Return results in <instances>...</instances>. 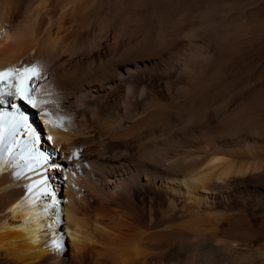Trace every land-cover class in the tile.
Instances as JSON below:
<instances>
[{
  "label": "bare ground",
  "instance_id": "1",
  "mask_svg": "<svg viewBox=\"0 0 264 264\" xmlns=\"http://www.w3.org/2000/svg\"><path fill=\"white\" fill-rule=\"evenodd\" d=\"M192 2L0 0V70L36 64L44 77L38 108L12 98L36 140L22 128L14 154L0 155V264H64L69 251L72 264H264L240 254L255 245L234 237L251 229L231 221L233 189L256 168L234 155L255 148L220 141L245 123L217 130L199 116L206 142L154 128L209 54L180 41ZM213 108L227 114L224 100Z\"/></svg>",
  "mask_w": 264,
  "mask_h": 264
},
{
  "label": "rangeland",
  "instance_id": "2",
  "mask_svg": "<svg viewBox=\"0 0 264 264\" xmlns=\"http://www.w3.org/2000/svg\"><path fill=\"white\" fill-rule=\"evenodd\" d=\"M192 1L196 9L191 11L190 23L180 41L187 51L202 49L201 53L209 51V54L200 58L203 63L194 71L197 78L185 85L188 95V99L183 98L185 104L155 116L158 121L154 128L169 137H184L193 129L206 142L208 135L195 120L199 116L213 117V129L217 130L226 128L229 122L245 123L241 133L224 136L220 141L226 140L231 148L243 145L255 148L249 154L240 150V155L239 151L234 155L237 162H249L256 168L243 176L246 185L237 184L230 199L235 206L231 221L251 229L244 237H234L238 243L255 245L250 251L239 245L240 254L249 258L264 253V0ZM151 19L156 25L152 32L156 39L160 36L158 16L153 13ZM107 29L108 21L102 16L98 30L103 33ZM223 100L227 114L217 118L212 106ZM179 149L182 151L183 147ZM237 198L245 199L246 206ZM252 232L258 235L255 240L251 239ZM72 259L70 251L65 253L64 264H72ZM257 264H261L260 259Z\"/></svg>",
  "mask_w": 264,
  "mask_h": 264
},
{
  "label": "snow or ice",
  "instance_id": "3",
  "mask_svg": "<svg viewBox=\"0 0 264 264\" xmlns=\"http://www.w3.org/2000/svg\"><path fill=\"white\" fill-rule=\"evenodd\" d=\"M43 78L42 70L36 64L27 65L22 63L19 66H11L0 70V107L7 103L10 108H16L15 112H0V155L5 153L8 155L14 154V148L20 146L16 136L22 128L25 129V135L32 136V144H35L36 137L33 134L31 125L28 124L25 114L20 112L19 108L12 103V98L19 99L33 108H38L40 105L34 102L33 96L40 88L38 82ZM44 115L50 116L51 114L45 112ZM47 123L52 124L53 127H62V124L51 119ZM48 140L51 141L52 137L48 136ZM28 151L31 152L32 148L28 147ZM40 159L47 161V157H41ZM50 166L60 167L56 164ZM17 175L19 174L17 173Z\"/></svg>",
  "mask_w": 264,
  "mask_h": 264
}]
</instances>
